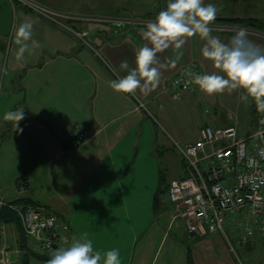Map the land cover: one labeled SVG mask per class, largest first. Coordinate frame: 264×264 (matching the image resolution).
Here are the masks:
<instances>
[{"label":"crops","instance_id":"0c3cea01","mask_svg":"<svg viewBox=\"0 0 264 264\" xmlns=\"http://www.w3.org/2000/svg\"><path fill=\"white\" fill-rule=\"evenodd\" d=\"M45 5L51 7L52 17L0 0V69L7 68V72L0 71V151L5 157H13L6 152L14 154L16 150L21 157L33 158L32 167L19 162L9 174L10 193L0 192V199H15L14 195H28L40 188L44 202L28 196L32 206L66 218L71 226L69 243L87 234L94 251L103 254L118 249L121 264H155L167 241L169 257L174 249L177 254L186 253V246L179 243L182 234L172 227L173 212L183 218L180 209L168 202L166 192L154 202L159 176L164 177L163 157L169 156L168 149L178 152L176 144L197 139L205 125L233 127L246 136L258 124L260 112L254 102L240 100L242 90L207 95L195 85L189 90L171 87L174 76L192 62L197 65L196 72L215 70L201 55L204 41L199 37L191 38L179 52L169 48L157 54L161 80L154 91L148 95L139 90L135 95L117 93L109 82L127 74L120 69L122 61L127 60L130 69L135 67V51L146 43L140 30L154 19L114 16L75 22L79 17L60 6ZM25 21L33 24V39L39 47L31 55L25 53L23 62L18 63L12 40ZM210 27L211 35L224 43L244 29L254 45L264 48L263 32L214 22ZM82 32L85 35L80 37L77 33ZM19 108L24 109L18 126L22 132L3 120L6 111ZM73 129L85 134L75 145L63 140ZM34 166L36 172H32ZM23 167L26 170H21ZM181 174L183 170L166 184ZM15 175H23L24 188L16 185ZM186 230L191 238L198 236L187 225ZM207 235L212 239H204ZM202 236L201 254L205 256L203 259L200 254L198 264H237L222 237L217 233ZM3 241L9 242L6 228L0 232V244ZM9 243L14 244V239ZM253 246L242 248L251 255ZM193 254L192 250L196 264ZM46 261L34 258L29 264Z\"/></svg>","mask_w":264,"mask_h":264},{"label":"built area","instance_id":"2783aa9c","mask_svg":"<svg viewBox=\"0 0 264 264\" xmlns=\"http://www.w3.org/2000/svg\"><path fill=\"white\" fill-rule=\"evenodd\" d=\"M43 16L51 11L37 0H11ZM80 37L85 32L77 33ZM196 63L185 65L171 81L174 90L185 89L186 69L197 71ZM175 81L181 83L174 86ZM141 105V104H140ZM85 134L73 129L63 140L75 145ZM176 149L183 162V174L172 179L167 187L168 202L181 210L187 228L195 235L217 233L236 255L235 245L264 243V113L246 136L233 127L202 126L198 138ZM4 204L0 199V206ZM23 245L0 244V264H19L24 253L51 256L69 242L71 226L57 213H44L38 207L19 210ZM4 225L0 232L4 233Z\"/></svg>","mask_w":264,"mask_h":264},{"label":"clouds","instance_id":"9594fccd","mask_svg":"<svg viewBox=\"0 0 264 264\" xmlns=\"http://www.w3.org/2000/svg\"><path fill=\"white\" fill-rule=\"evenodd\" d=\"M218 9L205 4L204 0H167L154 20L140 30L144 43L135 51V67L129 68L127 60L120 63V69L127 72L109 82V87L117 93L135 95L137 90L144 95L154 91L160 84L161 65L157 54L169 48L179 52L193 37L204 41L200 49L202 57L214 67L211 73H199L186 69L183 75L185 89L198 86L207 95L233 93L242 90L240 100L247 104L254 102L257 110L264 113V48L254 45L244 29L238 30L228 43L211 35L210 25L216 19ZM16 46L15 60L23 62L25 53L33 54L39 42L33 39V24L21 23L13 36ZM173 60L172 64L175 65ZM7 72V68L0 69ZM115 71V70H114ZM181 81H175L176 84ZM24 119V109L6 111L3 120L12 122L14 130L22 132L19 122ZM51 253L46 264H121L118 249L105 253L94 251L93 241L87 234L64 242Z\"/></svg>","mask_w":264,"mask_h":264},{"label":"rangeland","instance_id":"374dc122","mask_svg":"<svg viewBox=\"0 0 264 264\" xmlns=\"http://www.w3.org/2000/svg\"><path fill=\"white\" fill-rule=\"evenodd\" d=\"M40 3L44 4L46 8H51L45 3L49 4L50 6H60V8L64 11H68L72 14V16L75 15V17H79L78 20L75 22H83L88 23L90 21H101L103 19H113L114 16L117 17H129L132 19H139L144 20V18L150 17L151 19H154L155 16L158 14V12L165 8L167 0H37ZM205 4H213L217 7L218 14L216 18H228V17H257L262 20H264V0H204ZM53 12V11H52ZM51 12V13H52ZM213 22H218L216 19ZM3 143H0V146H2ZM167 152L169 153V156L164 158L163 162H165V168H164V177L167 181L171 177H175L179 170H183V162L179 158L178 152L168 149ZM9 153V154H8ZM4 152L0 151V188L4 186L3 190L0 189V192L2 194H9L10 193V185L6 183V181L12 182V179H9V174H12V171H16V169L19 167V162H22L24 166L28 165V167H32V159L29 158L28 155H25L21 157L22 155H19V152L15 150V153L13 154L12 151L6 152L7 155H12L13 157H5L3 156ZM18 154V155H17ZM37 163L39 162V158L37 159ZM16 163L17 165H14ZM26 167L21 168V170H26ZM36 168L35 166L32 168V172ZM6 170V174L2 173ZM17 177L15 175L14 179ZM20 183L24 182V179L19 180ZM22 189V188H21ZM40 188H36L34 192L31 191L30 194L27 195L26 192L20 194V195H14V197H22V196H29L31 198H34L35 201H38L40 204L44 202V199L41 197L42 194L39 193ZM35 194H38V196H35ZM35 196V197H34ZM10 198V197H9ZM38 200H37V199ZM2 199V198H1ZM4 200V199H2ZM181 211V210H180ZM177 211L173 212V214H176V218L172 221V227L177 231V233H181L183 238L179 242L183 246H186V253L188 248H191V253L193 250L194 255V261L196 264L199 263L200 254H201V245L202 241L204 239H212V235L204 236H195L190 237L187 234L186 230V220L184 218H181L178 216ZM13 227L14 234H11V229ZM7 234H8V241L15 243V233L20 234V231L16 226H13L12 224H6L5 226ZM184 234H183V233ZM219 235V234H217ZM173 236V235H172ZM204 237V239H202ZM13 244V243H12ZM262 245V246H261ZM217 250L218 245H214ZM257 246V245H254ZM253 246V250L251 252V255L246 254L244 252V249L238 245H235L237 255L232 253L235 261L237 264H264V243L259 244L257 247ZM188 247V248H187ZM170 243L169 241L166 242L164 246V254H159L157 257V261L155 264H164V262L167 261V264H185L187 262L186 253L177 254V249H174L173 254L169 257L168 254H166L167 251H169ZM200 251V253H199ZM254 252H257V255L254 254ZM258 252H260L258 254ZM175 258H173V256ZM203 259L204 256L201 254ZM30 259L36 258L35 256H29Z\"/></svg>","mask_w":264,"mask_h":264},{"label":"trees","instance_id":"16d2710c","mask_svg":"<svg viewBox=\"0 0 264 264\" xmlns=\"http://www.w3.org/2000/svg\"><path fill=\"white\" fill-rule=\"evenodd\" d=\"M218 22H214L215 24H228L235 27L246 28L250 30H255L258 32L264 33V20L257 17H228V18H216ZM23 178V175H20L16 178V185L20 188H24L27 184L24 182L20 183L19 180ZM165 178L161 175L159 176V185L157 187L155 193V201H157L160 194L166 192L168 184L164 181ZM4 204L0 206V226L6 224H12L16 226L20 231V234H17L18 237V245H23V231L20 222L19 210L28 205H32L33 201L28 196H22L11 200H3ZM30 203V204H29ZM31 254L24 253L20 256L19 264H29V256ZM35 256L38 259L48 260L51 256H41V255H31ZM187 262L186 264H193V259L191 257L190 248H188L186 253Z\"/></svg>","mask_w":264,"mask_h":264},{"label":"water","instance_id":"95a60500","mask_svg":"<svg viewBox=\"0 0 264 264\" xmlns=\"http://www.w3.org/2000/svg\"><path fill=\"white\" fill-rule=\"evenodd\" d=\"M192 234H193V232H192Z\"/></svg>","mask_w":264,"mask_h":264}]
</instances>
